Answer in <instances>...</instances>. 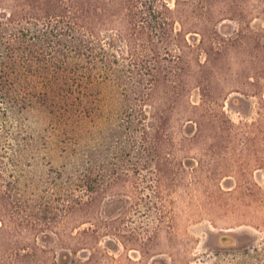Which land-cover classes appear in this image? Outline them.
I'll return each instance as SVG.
<instances>
[{
    "label": "trees",
    "instance_id": "trees-1",
    "mask_svg": "<svg viewBox=\"0 0 264 264\" xmlns=\"http://www.w3.org/2000/svg\"><path fill=\"white\" fill-rule=\"evenodd\" d=\"M256 11L264 13V0H175L174 7L167 0H0V210L4 212L0 241L5 238L12 248L3 253L0 244V264L59 263L57 254L44 246L13 251L17 247L12 243L28 240L33 228L20 222L33 214L28 210L30 184L24 183L23 172L36 167L43 153L37 137L23 126L32 110L47 113L52 130L47 136L49 153L62 160L60 176L49 188L57 195L55 202L63 206L60 224H69L76 216L81 223L88 222L101 195L119 183L134 186L141 163L155 169L149 183L152 190H171L182 184L180 172L186 171L175 158L179 119L173 112L185 98L176 84L183 77L181 84L193 81L203 97L210 96V86L203 79L210 52L221 54L223 48L250 39L246 29ZM229 13L238 20L239 29L225 36L215 16L222 20ZM188 33L200 35L198 47L209 56L204 61L186 56V47L188 51L194 47ZM181 35L185 54L170 56L166 44L178 45ZM104 86L118 93V106L108 107L101 95ZM162 88L169 97L178 95V100L175 108L169 107L149 123L147 108ZM207 98L200 105L187 100L186 112L204 114ZM203 116L215 124L227 120L225 113ZM232 126L227 131L215 126L212 134L236 138ZM94 137L95 146L90 143ZM111 137L123 147L117 156L124 162L121 169L126 177L117 171L109 174L111 164L100 157L101 147ZM45 177L38 179V190L44 191ZM87 233L84 229L70 236L88 240Z\"/></svg>",
    "mask_w": 264,
    "mask_h": 264
},
{
    "label": "rangeland",
    "instance_id": "rangeland-1",
    "mask_svg": "<svg viewBox=\"0 0 264 264\" xmlns=\"http://www.w3.org/2000/svg\"><path fill=\"white\" fill-rule=\"evenodd\" d=\"M167 1L175 6V0ZM230 13L222 20L215 16L217 28L225 36L235 35L239 29L238 20ZM250 18L251 27L246 29L250 39L237 42L229 50L223 48L221 54L210 52L212 59L203 73L210 96L203 97L193 81L181 84V77L176 85L180 84L178 91L185 94L183 103L175 105L178 95L170 93L169 97L162 88L157 91L156 102L147 108L148 122L155 123L158 115L177 107H173L174 119H179L175 158L186 171L180 172L182 184L171 190H152L149 183L155 169H146L141 163V176H136L133 187L119 183L98 198L93 220L81 223L76 216L69 224H60L63 206L55 202L57 195L49 188L60 176L58 164L62 160L58 154L49 153L47 136L52 130L47 113L32 110L27 126H23L37 137L43 153L36 167L23 172L24 183L30 184L28 210L33 214L20 222L33 228L28 240L12 243L17 247L13 251L44 246L57 254L58 264H264V13L256 11ZM176 27L179 30L181 24ZM187 38L193 48L188 51L181 35L178 45L166 44L169 55L185 54L180 47L184 45L186 56L193 61L209 57L198 47V33H188ZM101 95L108 107L120 104L118 93L110 86H104ZM204 98L210 101L207 116L225 113L227 120L219 119L215 124L210 118L202 119L205 113L186 112L187 100L200 105ZM230 125L236 138L212 134L215 126L227 131ZM118 142L111 137L101 147L100 157L111 164L109 174L117 171L126 177L121 169L124 162L117 156L123 149ZM90 143L95 146L96 137ZM44 176V191L38 190V179ZM84 229H88L84 235L88 240H82V235L80 239L70 236ZM4 239L0 241L2 252L8 253L11 243L5 244Z\"/></svg>",
    "mask_w": 264,
    "mask_h": 264
}]
</instances>
